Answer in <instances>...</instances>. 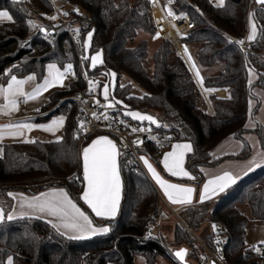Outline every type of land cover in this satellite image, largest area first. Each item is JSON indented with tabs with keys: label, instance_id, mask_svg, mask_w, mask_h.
<instances>
[{
	"label": "trees",
	"instance_id": "16d2710c",
	"mask_svg": "<svg viewBox=\"0 0 264 264\" xmlns=\"http://www.w3.org/2000/svg\"><path fill=\"white\" fill-rule=\"evenodd\" d=\"M72 1L81 6L75 12L73 24L83 37L89 71L96 75L117 73L111 93L115 108L111 112L148 125V121L141 122L126 115L125 109L151 114L162 125H149L154 132L171 137L172 143L190 142L192 151L186 155V166L195 179L186 181L199 187L204 181L201 165L250 155L251 147L246 140L238 154L213 159L210 149L230 135L243 139L250 100L257 98L259 101L252 91L254 84L248 80L250 68L258 72L257 84L264 88V56H261L264 53L260 51L264 46V5H258L256 0H225L219 7L211 0H173L172 10L189 15L194 23L189 33L181 36V42L194 48L193 58L203 75L202 90L171 38H157L159 43L152 55L147 39L130 44L139 30L152 38L156 33L149 0ZM0 10H8L13 18L0 22V78L5 82L10 75L22 78L29 74H35L42 81L49 64L65 69L69 63L76 62L72 39L61 23L48 17L52 10L49 0H0ZM251 10L258 33L255 40L247 42L250 50H246L228 41L226 35L246 36ZM29 20L50 32L42 34L39 32L41 27H29ZM89 32L93 36L88 47ZM97 50L102 51L103 63L92 68L90 55ZM219 64L222 67L217 71H209ZM123 73L147 93L133 95L130 83H120ZM83 85L82 80H71L67 88L52 91L43 105L44 110L54 108L42 116L43 120L55 114L65 116L60 142L34 140L1 144L0 190L6 194L13 189L37 193L49 187H63L96 223L109 225L110 231L80 239L65 236L39 217L24 216L9 221L7 215L12 207V201H9L7 206L0 204L5 214L0 221V264H5L9 256L13 257L14 264H135L137 254L143 255L147 264H155L158 254L167 256L171 264H191L175 256L174 251L182 245L190 246L189 255L197 258L199 263V255L204 249L186 225L194 233L208 226L210 231L204 241L212 246L217 222L227 226V263L258 264L253 254H245L244 250L249 222L252 219L264 222V165L216 200L180 209L183 222L175 219L173 240H169L160 232L150 238L143 236L151 215L162 210L164 202L143 166L132 161L127 168V156L122 154L120 212L112 219L97 218L92 214L81 199L85 181L79 150L81 144H87L98 133L89 134L81 141L77 128L78 111L74 101L69 99ZM223 89L227 91L226 95L215 94ZM209 103L213 113L208 110ZM255 132L264 147V126L259 123ZM170 146L164 148L145 142L139 151L149 155L161 168L160 156ZM243 205L249 206L252 219L242 209Z\"/></svg>",
	"mask_w": 264,
	"mask_h": 264
},
{
	"label": "snow or ice",
	"instance_id": "6c2138e0",
	"mask_svg": "<svg viewBox=\"0 0 264 264\" xmlns=\"http://www.w3.org/2000/svg\"><path fill=\"white\" fill-rule=\"evenodd\" d=\"M257 3L264 5V0H257ZM224 0H219V4L222 6ZM75 11H79L76 9ZM67 15V13H64ZM168 15H173L171 9H168ZM50 19H56L55 16L49 17ZM0 19L12 21V16L7 11H0ZM29 27L33 29L40 28L34 21H27ZM42 31H47L42 29ZM77 33L78 29L75 30ZM257 26L254 22L251 23V33L248 36V40L252 41L256 38ZM93 33L89 32L87 34V42H91ZM159 33H157L158 38ZM238 43L243 44L244 41L241 40ZM185 51H187V46H185ZM84 59H89L85 56ZM189 59L191 55L189 54ZM103 60L101 58L100 52H97L91 57V67L95 68L97 64H102ZM193 67H195V62L193 61ZM48 75L43 78L42 83L36 84L31 92L25 91V85L29 82L35 81V75H29L26 79H18L15 75H10V79L6 86L0 85V114L10 115L11 113L18 111V106L21 102H27L29 100H36L39 98L42 92L47 91L49 88L54 86H64L63 81L68 74H73V65L69 63L66 68L62 71L57 65L52 64L48 66ZM251 72L252 70L249 69ZM8 74L11 73V69L7 70ZM107 75V74H106ZM113 78L115 73L110 74ZM196 75L199 77V69H196ZM201 82L203 78L201 77ZM99 82L89 81V91H93L98 87ZM123 86V85H122ZM207 91H213L212 89H207ZM102 94L104 99L107 101L109 97V86L105 84L103 86ZM143 98V97H141ZM122 103V102H117ZM99 105V101H96ZM105 109L113 108L115 105L109 101L105 105H99ZM126 115L138 120V121H148L149 125L156 124L157 127L162 125L154 119L151 115L141 114L135 111H128ZM93 117L99 119L96 113L92 114ZM104 119H109L106 113H101ZM64 123V118L55 119L51 121L49 125H34L27 122H18L16 124L0 125V140L5 136L12 137H22L25 135V131H31L33 128L39 127L43 128L49 132H55ZM123 123V121H121ZM81 129L86 131L85 125L81 122ZM150 130L141 128L139 131ZM133 132L138 131L133 128ZM78 138V136H77ZM25 142H35V141H25ZM57 142H60V138H57ZM134 143L140 144L142 141H135ZM173 150L166 153L163 158L164 168L168 173L174 177H188L189 179H195L192 177L188 171L184 168L185 156L187 153L192 151L191 144L188 143H177L172 146ZM122 155L119 151L116 143L109 137L101 136L92 141V143L83 149V180L86 181V189L81 194V199L85 204L91 209L96 217H101L105 219L114 218L119 209L120 199H121V176H120V166L118 163V158ZM144 164L147 166L152 177L155 179L156 183L164 191L168 200L173 204H191L193 193L195 189L192 187H187L177 183H169L167 180L163 179L160 174L156 171L153 165L145 157H141ZM254 163V162H253ZM264 164V160H261L260 164L256 166H261ZM252 170L251 168L249 169ZM236 177L232 173L225 171L222 175H216L214 178L207 180L203 185L202 193L200 196V202L204 200H210L214 195L225 191L231 184L236 182ZM10 196L15 198V194L9 193ZM32 210L33 213L46 214L51 217H56L59 220V224H54L57 230L61 227L67 231L76 233L75 238H80L84 235H95L100 233H107L110 231L109 227H95L93 225L92 219L77 205L76 202L70 198L69 194L64 189H51L49 192L40 193L38 196L31 198L24 197V205ZM21 217L27 216V212H22ZM3 209L0 208V221L4 219ZM17 217L13 215H8L7 220L11 221ZM51 223V221H49ZM215 227V226H214ZM264 243V242H261ZM254 250L259 251L258 247L254 246ZM187 254L186 249L178 250L175 256L180 260H184ZM7 264H13L12 259L9 258Z\"/></svg>",
	"mask_w": 264,
	"mask_h": 264
},
{
	"label": "built area",
	"instance_id": "2783aa9c",
	"mask_svg": "<svg viewBox=\"0 0 264 264\" xmlns=\"http://www.w3.org/2000/svg\"><path fill=\"white\" fill-rule=\"evenodd\" d=\"M154 22L156 25V34L171 38L176 44L178 54L184 58L186 61L195 81L199 87L203 90L201 82V75L199 77L196 75V65L193 67L192 58L189 59V52L185 51V44L181 42L180 36L188 34L189 31L194 27L193 20L189 15H182L175 13L173 10V15H168L167 8L162 5L160 0H149ZM52 5V10L48 13V17L55 16V22L61 23L65 28L66 32L72 39L77 60L73 65V74H68V78H72L73 81L82 80L84 85L81 89L75 91L69 99L73 100L78 111V121L77 128L81 137V141L89 134L93 133H104L115 138L119 144L121 153L127 156L126 158V167H130L133 163L132 161H138L141 165V152L140 148L143 147L145 142H153L161 147H168L172 144L173 140L171 137L162 135L161 133L154 132L151 127L146 123H136L132 122L119 114L112 113L107 111V116L109 119H104L101 113H105V108L100 107L103 105L100 98L96 95V90L89 91V81L97 82L96 74L91 73L87 67L85 56V43L83 37L80 33L78 27L73 24L75 10L81 9L79 3L72 0H49ZM159 9L162 13V18L159 19L156 17L155 11ZM67 13V15H64ZM53 20V19H52ZM78 29L77 33L75 30ZM155 36V35H154ZM227 40L233 43L239 44L242 48L250 50L247 45L246 36L243 38H237L231 35H226ZM243 40L244 43L240 44L239 41ZM264 58V57H263ZM206 95V93L204 92ZM99 101V105L96 104V101ZM209 112L213 113V107L209 103ZM93 113H96L100 116L99 119L93 117ZM123 121V123H121ZM81 122L85 125L86 131L81 129ZM135 128L138 131L133 132L132 129ZM149 129L145 131H139V129ZM157 134V135H156ZM161 134V135H159ZM142 141V143L137 144L135 141ZM164 202V208L158 213H153L150 217L147 227L143 233L145 238L153 237L157 229L166 221L171 218H177L181 222L179 215L180 209L170 207L167 202ZM190 232H194L186 225ZM197 238V237H196ZM201 243L204 251L199 255L198 264H211L215 261L217 264H228L225 260V245L228 240L227 226L223 222L216 223V230L213 236V244L209 246L204 243L201 239L197 238ZM254 246L259 248V251L254 250ZM245 254L252 253L253 257L258 260V264H264V244H255L253 246L247 245L244 250Z\"/></svg>",
	"mask_w": 264,
	"mask_h": 264
},
{
	"label": "crops",
	"instance_id": "0c3cea01",
	"mask_svg": "<svg viewBox=\"0 0 264 264\" xmlns=\"http://www.w3.org/2000/svg\"><path fill=\"white\" fill-rule=\"evenodd\" d=\"M211 2H213L215 5L219 4V0H211ZM224 2H225V0H224ZM251 13H252V10L249 13V18H250ZM248 23H249V19H248ZM247 33H248V27H247ZM247 33H246V40H247V42H250L248 40V34L249 33L248 34ZM185 46H187V45L185 44ZM187 51L191 55L192 60L195 62L193 55L189 49V46H187ZM52 64H49V65H52ZM55 65H57V64H55ZM195 65H196V62H195ZM48 66H47L45 77L48 75V71H49ZM90 67H91V62H90ZM59 68L62 71L64 70L61 67H59ZM196 68L199 69L197 65H196ZM250 69L252 71L251 72L248 71V80H249V83L254 84L252 91H253L254 95L259 98V101L256 98H252L250 100L247 121L245 124L246 131L242 135L243 139L236 137L235 135H230V136L224 138L223 140H221L220 142H218L217 144H215L210 149V154H211V157L213 159L219 158L222 156H226V155L238 154L243 149L244 144H245L244 140H246L251 147V153L249 156H247L246 158H226V159H223L221 162L214 164V165H210V164L201 165L200 170L204 175V181L202 182V184L199 187H197L194 183L186 181V180H194V179H189L188 177H174V176H172L170 173H168L166 171V169L164 168V165L162 163L164 155L173 150V147H172L173 145H175L177 143H181V144L188 143V144H190V142H188V141L177 142L176 141V142L172 143V145L169 148L164 149L161 156H160V164L162 166L161 168L152 158L147 156L145 153H143V154L141 153V157L147 158L163 179L167 180L169 183H177V184H181V185H184L187 187H192L195 189V192L193 193V198H192L191 204L182 205V204L171 203L168 200V198L166 197L164 191L160 188V186L156 183L155 179L152 177L151 173L149 172L147 166L144 164L143 160H141L143 168L147 172L148 176L150 177V179L152 180L154 185L157 187V190H158L162 200L167 202V204L170 207L176 208V209H182V208L189 206V205L216 200L221 194L225 193L228 188L233 186L235 183H237L239 180L244 178L249 173L257 170L258 168H260L261 166L264 165V164H262L261 166H256V164H260L261 160H264V147L261 145L259 135L255 132V128L257 127V125L259 123L264 126V88L261 85L257 84V81L259 79L258 72L252 68H250ZM199 73L203 78V75H202V72L200 71V69H199ZM29 75H35V74H29ZM29 75H26L25 77H22V78H19V77H17V78L18 79H26ZM71 80H73V79L68 78L66 76V78L63 81L64 86L57 85V86L51 87L47 91L42 92L38 99L29 100L27 102H21L18 106V111H15V112L11 113L10 115L0 114V125L16 124L18 122H27V123H31L34 125L46 126V125H49L51 123V121L63 117L64 123L61 127L58 128V130H56L55 132H49V131L44 130L43 128L36 127V128H33L31 131L26 130L25 135L22 137L5 136L2 140H0V146H1V144L5 143V142H17V141L25 142V141H34V140L54 141V140H57V138L61 139L63 134H64L65 116L62 114H55L51 118H49L47 120H43L42 116L49 114L54 109L53 108V109H49V110H44L43 105L48 101L49 94L52 91H54L56 89L67 88L69 85V82ZM42 81H39L36 77L35 81L29 82L28 84L25 85V91L31 92L32 89L35 87V85L42 83ZM7 82H5L2 78H0V85L6 86ZM215 94L226 95L227 91L223 89V90L215 92ZM2 102H3L2 99H0V103H2ZM113 104L115 105L114 100H113ZM114 108L115 107H113L112 109H114ZM128 111H135V112H139L141 114L151 115V114L140 112L137 110L125 109L126 113ZM105 113H107V112H105ZM151 116L154 117L153 115H151ZM154 119H155V117H154ZM101 136H106V137H109L111 140H113L116 143V145L120 151L119 144L115 138H113L112 136H110L108 134L98 133V134L94 135L87 144L83 145L82 153H83L84 148L88 147L92 143V141H94L95 139H97L98 137H101ZM118 163L120 166V176H121L122 188H121V199H120L119 209L117 211L116 216H118V214L120 212L122 199H123V176H122V168H121V156L118 158ZM82 164H83V156H82ZM184 168L186 171H188L190 173V175L192 177H195L194 173H192L186 166V156H185ZM250 168L252 169L251 171L249 170ZM225 171L232 173V175L237 178L236 182L234 184H231L225 191L220 192L217 195H214L210 200H204L203 202H200V196L202 193L203 185L207 182V180L214 178L216 175H222ZM51 189H64L69 194V192L63 187H49V188H45L42 191H39L37 193H26V192H23L20 190H14V189L9 190L7 192V194L9 195V193H13V194H15V198H13V196L9 195L13 199V202H12V207H11L8 215H13L15 217H21L20 214L22 212H27L28 213L27 216L39 217V218H42L48 222L51 221L52 225L59 224V220L56 217H51V216H48L46 214L33 213L32 210H30L26 207V205L22 206V205H24V197L31 198L34 196H38L40 193L49 192ZM85 189H86V181L84 183L83 191ZM69 196H70V198H72L70 194H69ZM73 201L76 202L74 199H73ZM77 205L92 219L93 225L95 227H97V228L109 227V225H106V224L96 223L93 216L87 210H85L79 203H77ZM0 208H1V206H0ZM90 211H91V209H90ZM92 214L95 216V214L93 212H92ZM4 217H5V214H4ZM97 218H101V217H97ZM103 219H105V218H103ZM109 219H112V218H109ZM171 219L175 220L176 218L173 217ZM171 219H169V220H171ZM169 220H166L164 223L168 222ZM164 223L157 229V232L161 233L163 231ZM58 231L67 237L75 238L77 236L76 233H73L70 230L67 231V234H65V230L62 227ZM95 235H98V234H95ZM95 235H84V236H81L80 239L93 237ZM247 245H248V243H247ZM9 258L12 259V262L14 264V259L12 256H9L6 259L5 264H7Z\"/></svg>",
	"mask_w": 264,
	"mask_h": 264
},
{
	"label": "rangeland",
	"instance_id": "374dc122",
	"mask_svg": "<svg viewBox=\"0 0 264 264\" xmlns=\"http://www.w3.org/2000/svg\"><path fill=\"white\" fill-rule=\"evenodd\" d=\"M160 1H161L162 5H164V7L167 8V10L168 9L172 10L171 4H172L173 0H160ZM0 11H7L10 14V12L8 10H0ZM4 21H7V20L0 19V22H4ZM252 22H254L256 24L257 33H258V25H257L256 20L254 19L253 13H251L250 18H249V23H248V33L249 34L247 33L248 36L251 33V23ZM257 33H256V36H257ZM181 36H180V39H181ZM154 37H157L156 33H155V36H153V38H152L144 30H139L137 36L130 40V44L131 45H135L136 43H138V41H140L142 39H147L148 43H149V52L152 55L153 52L155 51V49L157 48L158 43H159L157 38H154ZM159 37H162V36L159 35L158 38ZM86 44L89 47L91 42L89 44V42H87V40H86ZM189 49H190V51H191V53L193 55L194 48L189 47ZM260 51H261V53H264V46L262 47V49ZM97 52H100L101 58H103L101 50H97V51L92 52L91 57L94 56ZM261 56L263 57L264 55L261 54ZM221 67H222V64H219V65L215 66L212 69L210 68L209 71L210 72L211 71L212 72L213 71H217ZM111 73H115L116 74L114 78L110 75ZM96 80H97V82H99L98 87L95 88L96 95H97V97L100 98L102 104L105 105L109 101H111L113 103V99H111V92H112V90H113V88H114V86L116 84V81H117V73L115 71H111V72L108 73V75L98 74V75H96ZM120 83L123 84V85L130 83L131 84V93L133 95L142 96V95L147 93V90L145 88H143L142 86L138 85L129 75H127L125 73H123L121 75ZM105 84H107L109 86V93H110L107 101L104 99V96L102 94L103 86ZM112 110H113L112 108H108V109H105L104 112L112 111ZM159 135H161V134H159ZM162 135H164V134H162ZM82 147H83V145L81 144L80 145V150H79V156H80L81 161H82ZM0 150H1V148H0ZM147 156H149V155H147ZM10 198L11 197H9L8 194H6L2 190H0V204H2L4 206L9 205V201L13 202V199L11 198L12 199L11 200ZM242 209L252 219V217L250 215L249 206L248 205H243ZM174 223H175L174 219H171L168 222L164 223L163 231L161 232L162 234H165L169 240H173ZM209 231L210 230H209V228L207 226V227L202 228L200 231H197L196 233H194V234L192 233V234L195 236V238L197 236L204 243H206L204 241V238L206 237V235H207V233ZM246 240H247L248 245H251V246H253L255 244H264V243H261V242H264V222H259V221H256V220L252 219L249 222L248 226H247V237H246ZM181 249H186L187 250V254L185 256V261L187 263L198 264V259L197 258H193L192 256L189 255V252L191 250L189 245H182L178 250H181ZM176 252L174 251V253H176ZM108 264H113V262H109ZM135 264H147L145 257L143 255H141V254H137L135 256ZM155 264H171V261H170V259L167 256H165L163 254H158L157 257H156Z\"/></svg>",
	"mask_w": 264,
	"mask_h": 264
},
{
	"label": "water",
	"instance_id": "95a60500",
	"mask_svg": "<svg viewBox=\"0 0 264 264\" xmlns=\"http://www.w3.org/2000/svg\"><path fill=\"white\" fill-rule=\"evenodd\" d=\"M256 3H257V0H256ZM257 4L258 5H261L259 3H257ZM41 28L47 30L45 27H41ZM41 28H40L39 32L42 33V34H47L48 32H50L49 30H47L46 32L45 31H42ZM181 261L184 262L185 261V258H184V260H181ZM211 264H217V263L215 261H213Z\"/></svg>",
	"mask_w": 264,
	"mask_h": 264
},
{
	"label": "bare ground",
	"instance_id": "6f19581e",
	"mask_svg": "<svg viewBox=\"0 0 264 264\" xmlns=\"http://www.w3.org/2000/svg\"><path fill=\"white\" fill-rule=\"evenodd\" d=\"M155 14H156L157 18H159V19L162 18V14H161V12H160L159 9H156ZM197 238H198V237H197Z\"/></svg>",
	"mask_w": 264,
	"mask_h": 264
}]
</instances>
